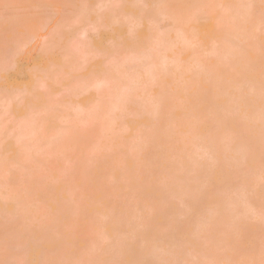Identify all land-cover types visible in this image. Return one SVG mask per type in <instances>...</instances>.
I'll use <instances>...</instances> for the list:
<instances>
[{"label": "bare ground", "instance_id": "1", "mask_svg": "<svg viewBox=\"0 0 264 264\" xmlns=\"http://www.w3.org/2000/svg\"><path fill=\"white\" fill-rule=\"evenodd\" d=\"M63 1L65 4L69 2V4H76V2L80 4L81 2L82 5H77L78 8L84 5L82 0H75V2L73 0ZM166 1L168 0H164V2ZM188 1L191 2H187V0H169L170 5L171 3H175L173 5L175 6V13L171 9V11L169 10L170 13L164 11L172 5L169 6L168 4L167 7L166 4V7L164 5H162L164 7H160L161 3L164 4L163 0L150 1L153 6L152 4L149 5L150 9L142 12L146 15L141 16L138 13L142 11V8L139 9L134 6L128 5V13H125L123 9L125 7L124 5L117 7V9L115 7L111 9H114V12L115 9L120 10V12L121 10L124 11L122 12L124 16H129L126 14L138 9L140 12L137 13L138 16L136 15L138 18L136 24L142 27L139 33L140 35H137L139 40L135 36L137 40H134L135 37H133L127 42L132 48L131 50H133L132 52L130 50L128 62V64L130 61L132 62L128 67L131 70L129 71L126 68V70L124 69L122 71L121 68L120 70L122 72H120L119 68H114V70L119 71L118 78L115 79L117 84L115 83L113 85L114 87H112L114 89L111 93L113 97L109 96L110 98L107 99L109 101L111 100L110 102L99 101L98 103L100 104H96V109H94L96 111L100 107L101 112H98L100 114L105 113L102 114L103 116L108 115L109 111H112L111 113H117L120 109L124 114L119 111L116 120L122 119V122L119 120L118 123H124V126L118 123L116 124L124 129H120V133H118V128L120 127L116 128L118 130H116L117 132L112 131L115 128L110 129L114 134H110L112 135V152L98 153L96 157H93L95 153L91 157H88V149H91L89 148L88 142H85V145L79 139H74V136L78 132H75L71 139H74V141H71L70 138L68 139V136L66 137V134H64L67 139L65 140L63 138L62 142L64 145L67 144L69 147L72 144L70 147L74 148L75 144L77 146V143L80 142L77 149L76 147L73 149L74 151L78 150L80 152L81 150L82 152V155L81 153L79 154L81 156L79 158L80 160L78 159L81 169L77 173H79V177L84 182L94 184L88 207V213L92 218L91 220L98 223L99 231L107 230V228L109 229L111 226L117 224L121 217L124 220L123 224L115 232H118V235L123 234L125 236L114 243L115 246L113 245L110 248L103 244H98L91 249L92 251L100 249L103 252V258L100 260V263L97 262L98 264L102 262L109 264H264V36L259 33L256 34L254 30L255 27L264 26V0ZM189 5H193L191 9L189 8L190 11L186 9ZM83 7H85L83 9L87 10L85 5ZM184 7L187 12L184 10ZM222 7L223 10L219 9ZM201 8L203 9L201 10ZM83 9H79V12L81 10L85 14L87 11ZM144 9L143 11H145ZM94 12L96 14L98 13L92 8L90 16H93ZM165 12L168 13L166 14ZM82 13L80 14L83 16ZM118 13L115 16L119 18V15H122V13L119 15ZM163 13L166 14H164L165 16L169 14L170 17L167 16V19L169 17L176 27L174 28L175 30L170 31L171 33L174 32L172 36H169L168 34L171 35V33L168 32L166 34L167 36L164 35L161 39L163 44L159 42L158 49L161 46V48L165 46L162 49L164 51H160L161 49L157 50L151 46V40L154 38V31H156L153 24L157 22L158 17L163 15ZM198 14H201V17ZM97 15L100 16V14ZM97 15L94 14L95 19L93 18L94 20L92 22L95 24L96 21L100 22L98 23L99 25H103V23L104 25L112 24L116 28L111 31V43L105 45L97 44V47L101 48V50L96 48L98 53L104 55L106 52L104 56L108 55L106 57L101 55H99L101 57H97V59L101 58L103 61L94 64L97 69L95 71L96 74H92V70H90L91 72L88 71L86 78L82 77L86 80L83 81L84 79H80V81L82 80L81 83L80 81L78 82V78H81L82 75L77 77L78 75L76 76L74 74L76 77L72 76V73L77 74L78 72V70H75L77 64L75 63V72L73 70L75 64L72 63V61H76L74 55L75 46L72 44L74 50L69 49L71 44L68 47L67 44L72 41L71 39H66L64 41L65 43L68 41L67 44L59 47L63 50H69L66 51V54H61L60 49L59 51L62 57H66L67 55L70 59L64 58L63 60H57L59 62L58 65L48 62V65L51 63L52 67L55 66L57 68L56 70L55 68L51 70L50 66H48L49 69L45 67L46 71H43L41 68V73L38 72L40 71L39 69L37 73H40L41 77H36L38 83H43L42 73L45 78L50 70V74L48 75H53L52 78L58 77L59 79L57 80H60L59 83L66 81V77H68L69 80L67 81L74 84L73 80L75 78L74 81L77 87L79 85L82 86L79 87L82 90L81 96L86 95L92 90L96 91V89L99 90L96 92L101 95L102 86H100V80L102 76H105V81H110L112 75L110 76L108 71L113 68V65H111L112 68H107L104 64L105 62L107 63L109 56L113 57L118 52L116 47L119 44H123L120 41L125 40L128 28L124 19L111 22L104 14L100 18L99 16L97 17L100 20H96L95 16ZM132 15L135 16V14ZM87 16L89 15L87 14ZM23 21L21 22L22 24L25 23L23 26L26 27L32 23L31 21V23L27 24L26 22L28 20ZM201 21L208 22V25L204 26ZM223 23H226L225 27L221 26ZM29 26L26 29L27 32L29 31L28 28L32 26L36 28L37 25L32 23V26ZM21 27L20 29H22ZM59 27L62 26L60 25ZM33 28H30L29 32H33ZM60 30L63 31L64 29L60 28ZM115 30L117 35L115 34L114 36L113 33ZM21 31L18 34L20 36L21 34L24 35L23 37L21 36L22 38L20 36L18 37V35L16 37H7L10 40L6 44L5 42L7 40H3L6 49L4 48L5 50L3 52H5L0 54V57L8 56L9 58L10 56L11 58L12 53L19 54V50H13L12 46H9V43L14 41L13 38L17 39V37L18 39L21 38L20 41L22 42V39L28 33ZM64 31L66 34H69L67 30ZM57 32L59 34L57 30L55 37H57ZM187 33H189V36ZM190 34L193 36L191 35V37ZM58 37H61L60 34ZM194 37L193 42L196 40L194 44L217 40L221 42V45L225 48V52L221 53L216 48H211L208 57L206 56L205 59L201 57H199L200 59L196 58L195 53L197 52L194 44L193 48L191 46L193 43L192 38ZM57 39L59 40H52L53 42L49 43L46 48L44 47L50 50L51 54L43 48L42 51L44 53L42 54L41 51L40 56L45 55L46 52L52 55L53 51L56 50L55 45L58 44L55 43V45H52V43L55 41H63V38ZM26 40H23L25 41V43L23 42L25 45L28 44ZM62 41L59 43H62ZM1 46L3 45L1 44ZM7 46L12 48L10 50L11 52ZM52 46L55 50H53ZM178 46L180 49H178ZM50 47L51 49H49ZM173 47L179 53L175 54ZM255 48L263 51V55L260 58H256L251 53ZM6 50L10 53L6 52ZM114 51L115 54L113 55L112 53ZM168 52L172 56H168ZM60 54L58 56H61ZM73 55L74 57L72 58ZM13 57L16 56L13 55ZM13 59L15 60L16 58ZM68 65L69 69L67 67ZM95 66L92 68H95ZM70 67H72V72H69ZM59 68L62 72L58 70ZM64 68L68 69L67 73L63 71ZM114 70L112 69L111 72ZM131 71L133 73L130 74ZM115 72L113 74L116 76L117 72ZM61 73L62 76H60ZM136 74H139V76L143 74L144 76L141 75L140 78H142L140 79ZM35 75H32L33 78H35ZM48 75L46 76L47 80L46 78L45 81L43 80L44 82H47L51 78ZM91 76L92 78H89ZM129 76L131 77L129 78ZM134 76L140 81L135 83L138 80L134 81ZM9 79L10 76L7 74L1 81ZM36 79L33 80L31 78L28 93H26L27 89H25L26 92L24 93L28 94L26 97V94H23V100L26 99L25 103L20 104L18 101V103L13 105V109L15 113L17 112L16 114H23L25 116L23 118L26 120L28 118L26 115L30 111L28 110L29 106L31 108L34 107L36 112L39 111H37L38 106L40 108L43 106L40 111H44L45 113H41L44 116L46 111H48L50 117L47 113L46 116L48 118L46 117L47 119H44L40 112L39 115H41L39 116L35 115L38 113L32 110L34 113L31 112V115L34 114L35 117L38 116L40 119H36L38 120L37 122L34 119L33 121L35 123L32 122L33 124L31 125H42L43 128L36 125L37 127L34 126L36 130H33L36 132L40 129L38 132H44L42 133L44 136L41 134L42 139L51 141V144L50 142L48 143V145L50 144L49 149L51 146L57 148L56 146L62 143L60 140L64 136L61 139L58 137L60 139H58L59 144L58 141L54 143L55 138L50 137L48 133L53 129L57 130V127L58 130L61 129L57 121L64 117H57L56 121L54 114L56 117L59 113L57 109H59L60 113L58 115H62V105L60 109L62 102L60 101L59 103L57 101L56 103L55 99L53 101L52 97H48L49 95H45L44 97V94L37 88L40 85H36ZM142 79L144 81L141 83ZM147 79L148 81H145ZM149 79L152 82L160 79L156 84L161 82V84H158L159 86H156L155 82L152 83L155 89L159 88L158 90L156 89V97L150 100H148L150 98L148 97L149 95L146 96L147 92H149L148 94L152 93L149 90L153 86L147 87L148 85H146L151 84ZM69 83L68 88H70L69 86L74 88L72 83ZM6 86L5 88L4 86L0 87V91L2 89H4L2 91H5ZM60 86L64 85L60 83ZM91 86L96 89H90ZM254 86L255 89L252 91ZM145 88L149 89L145 91ZM39 91L40 94L37 93ZM142 92H145L144 96L146 98L148 97V99L143 97L144 93ZM138 93L140 98H138ZM97 96L96 94L95 98ZM43 97L44 99H48L44 101ZM141 97L145 99H143V102H140ZM38 98L40 102H38ZM49 98L50 101L52 100L54 102L53 105L51 102L47 103ZM236 99H239L240 103L234 104ZM90 101L92 102L93 100L86 98L85 103L88 104ZM36 102L39 105H36ZM95 102L96 100L93 101V103ZM102 104H105L103 105L104 108ZM55 105L57 106L54 107ZM79 105L83 104L79 103ZM13 109L11 108V110ZM50 110H53V112L56 111L57 114L49 112ZM98 112L93 113L98 118L103 117ZM119 113L120 117L122 116L124 118H120ZM128 114L132 116L131 119L123 122L125 121V117L129 118L126 116ZM234 115H238V117L235 118ZM35 117L33 116V118ZM111 117L109 120L113 123L115 115L112 114ZM41 118L47 123H45L46 126L44 122H41ZM50 119L52 120L50 121ZM58 122L60 123V121ZM53 123L57 126L55 127ZM48 127L52 130H49L50 128ZM111 127H113V124ZM41 128L45 129L41 131ZM38 132L36 133L38 134ZM52 135H55V133L53 132ZM61 135L58 134V136ZM76 136L79 137L78 135ZM83 136L82 134L80 138L86 141ZM39 137L41 136L39 135ZM21 142V140L16 141L17 148H12L15 145L14 142L5 143L7 144L5 148L14 154L15 159L21 158ZM123 143H127L128 145H123ZM140 143L144 144V146ZM63 144H61V147ZM120 145H122L121 150L119 149ZM138 146L143 147L141 149H145L148 152V158L144 159L142 157L141 159V156H139L140 159L138 157L136 158L135 150L139 148ZM63 147L65 148L62 152H67L68 147ZM15 149L19 153L15 152ZM57 149L54 150L51 148V152ZM60 150L61 148L57 151L60 152ZM68 152L71 153L73 151L69 149ZM74 153L76 157L78 153L76 151ZM94 172L98 173L96 177L93 176ZM11 174L14 175L13 173ZM11 180L14 181L15 177L12 176ZM121 181L123 184L120 183ZM56 188L65 202L62 204L54 202L51 209L46 211V221H42V223L50 231H47V234L33 241L29 251L24 253V260L27 263H33L34 255H39L43 251L51 250L58 252L59 247H64L68 251L69 246L75 243V238L72 237L73 232L69 231L68 228L75 225L74 221H76L75 214L69 207V202L71 198L73 199L71 196H74L77 190L76 186L74 188L71 185H57ZM49 192V188H46L41 193H34L31 197L18 196V198L16 197L17 195L13 194L11 197L16 198L15 206L8 205L2 199L0 208L3 207L9 213H13L17 209L23 216V219L25 218L28 221L25 226L27 229L32 226V221H36V215L31 213L33 211L30 209L35 203L33 198H37L36 201L38 202L44 196L47 198ZM107 196H112L114 201L111 204L112 206L110 205V207L108 206L105 209L106 206L103 205V200ZM126 196L129 197V201L121 203V200ZM148 200H154L155 206L150 207L147 203ZM253 220H256V222H253ZM10 231H12L10 228L7 229V232ZM102 237L103 233L100 232L98 239L101 240L100 238ZM1 247L0 244V249H2ZM95 261L93 259L91 264H94ZM180 261L182 262L180 263Z\"/></svg>", "mask_w": 264, "mask_h": 264}, {"label": "rangeland", "instance_id": "2", "mask_svg": "<svg viewBox=\"0 0 264 264\" xmlns=\"http://www.w3.org/2000/svg\"><path fill=\"white\" fill-rule=\"evenodd\" d=\"M150 1L152 2V0H144V1H142V0H82V3L87 8V10H85V9H83V8H85V7H83L84 5L81 8L77 7V5H80L81 2H80V4H79V2H76V4L75 3L69 4L70 2L65 4L64 1L62 2V0H0V48L2 49V50L0 49V54H3L5 52V51L3 52V50L6 49L5 44L8 43V41L10 40V39L8 40L7 37H10V36L16 37L17 35L19 37L20 35L18 33L21 30H24L21 32H26L29 35V36L28 35L26 36L28 38V40H26L27 38L25 37L22 39V42H21L20 39L24 35H22L20 33L22 36V37L20 36L21 37L20 39H18V37H17V39L13 38L15 42L11 41V43H9V46L10 47L12 46L13 50L14 49L19 50L18 52H19L20 56H18L19 54H13V53L11 55L12 57H13V55L16 56V57H13V58H16L15 60L12 57L10 58V56H9V58H8V56L7 57L6 56L0 57L1 58L0 59V87L4 86V88H5V86L7 85L6 86L7 90L5 89V91H2V90H4V89H2L0 91V203H1V200L3 199L5 202H7L8 205L14 207L16 198L11 197L13 194L17 195L16 196L17 198H18V196L31 197V195H34V193H41L46 188H49V191H50L48 193L47 198L44 196L42 199L38 200V202L36 201L37 198H35V197L33 198L35 200V203L31 206L30 209H31V211H33L31 213H34V215H36V221H32L31 222L32 226H30L27 229L25 228V226L28 223V221H26L25 218L23 219V216L19 213V211L17 209L13 213H11V212L9 213V212H6L3 207L0 208V244L2 246L1 247L2 249H0V264H91L93 259L96 260L94 262V264L97 262L100 263V260L103 258V252L100 249L96 250V251H92L91 249H93L98 244H103L105 246L112 248L114 243H116L117 241H119V239H122L125 236L123 234L118 235V232H115L123 224L124 220L122 217L119 219L117 224L111 226L109 229L107 228V230H100V231H99L98 223H95L94 221L91 220L92 218L88 213V207H89V201L91 198V192L93 191V188H94V184L91 182H84L79 177V173H77V172H79V170L81 169V165H80V162H78V159L81 158V156L79 154L81 153V155H82V152H81V150H80V152L78 150H75L78 153V155L80 156L79 157L76 154V157H75V153H74L75 151L73 149L75 147L77 149L78 145H80L79 144L80 142H84V143L88 142L89 148H91V149H88L89 150L88 157H91V155H93L94 153H95V156L93 155V157H96V155L98 153L112 152V149H113V147H112V135H114L112 131H116L117 130L116 128L120 127V128H118L119 131L117 130L118 133H120V129H124V128H121V126H118L116 124V123H118L119 120H121V122H122V119L116 120V116H118L117 113L119 111H120V113H123L120 109H119V111L117 110L118 111L117 113L116 112L111 113L112 111L111 112L109 111L108 115H106V116L102 115L105 113L100 114V112H101L99 109L100 107L97 108L96 111H94V109H96L95 108L96 104H100V103H98L99 101L100 102H103V101L110 102L111 101V100L109 101L107 99L110 97H113L111 95L112 91L114 90V89H112V87H114L113 85H115V83H116L115 79L118 78V71L121 68H122L121 69L122 71H124V69L126 70V68L129 70V68H128L129 64L130 65L132 64L131 61L128 64L129 58H130L129 57L130 56V50L132 48L127 44V42L131 38H133L137 35L138 36L140 35L139 33L142 30V27H139V24L138 25L136 24L137 20H138L137 16H138V14H139V16L144 15L145 13L143 14L142 12H146V10L148 11L150 9L149 5L152 4V3H150ZM195 1L198 2V1H203V0H195ZM73 2H75V0H73ZM163 2H164V0H163ZM171 2H174V1H171ZM187 2H191V1L187 0ZM166 4H167V7H168V4H169V6H171V5L172 6L169 7L167 10L165 9L164 11L169 12V10L171 9L173 11V13L176 12V11H174L175 6H173V5H175V3L174 4L171 3V5H170L169 0L164 2V4L161 3L160 7L162 5L165 6ZM122 5L125 6V7H123L125 13L129 12V9H128L129 6H134V7L139 8V9L142 8V11L140 12V11H138V9L137 10L135 9V11L132 13L130 11L131 14L130 13L126 14L129 16H124V14L122 13L124 11L121 10V12H120V10L119 11L116 10L117 7H120ZM147 5H148V8H147ZM152 6H153V4H152ZM164 6H162V7H164ZM191 6H193V5H191ZM191 6L190 5H189V7L187 6L188 8H186V9L187 10H189V8L191 9L192 8ZM113 7L116 8L115 12H114V9L111 10ZM92 8H94L95 11L98 12L97 14H100V16H99L96 14V12H94V14L97 15V16H95L96 20H98L102 15L105 14L108 17V20L111 22H116L119 19H124L125 24H127L128 32L125 35L126 42H124L125 40H122V41H120V43H123V44H119V46H117L119 48H117L115 46L118 52L115 54V51H114V53H112V54L113 55L115 54V55L113 57L109 56L108 61L106 60V58H104V60L107 61V63L105 62V64H104V65H106L107 68H112L111 65H113V68H112L113 70H114V68L115 69L119 68L118 71L117 70L113 71V72L116 71L117 73L116 72L115 73L117 75L115 76V74H113V72H111L112 69H110V70L108 69L109 70L108 73H110V76L112 75L111 76L112 79L110 78V81H105V76L104 77L102 76V79H101V77H99L101 79L100 80L101 81L100 86H102L101 87L102 92H100L101 95L96 92L99 90H97L95 87L91 86L90 89L95 88L96 91L92 90L89 93H87V91H86L87 94L81 96L82 90L79 88L81 85H79V87H77V84L74 81L75 78H74V80L72 79L74 84L72 82H70V83H72L74 88H72L71 86H69L70 88H68V83H69V81H67V80H69L68 77H66L67 82L66 81L60 82L64 86H60V83H59L60 80L59 81L57 80L59 78L56 77V75H55L56 78H54V77L52 78L53 75H48V74H50V72H49L50 70L49 71L47 70L48 71L47 75H48V77L50 76L51 78L48 79L47 82H44L47 75L44 78V74L42 73V75H43L42 76V82L43 83L42 84L38 83V80L36 79V77L41 75L40 74L41 68L43 71H46L45 67L47 68L48 66H50L51 70L53 68H55V66H53V67L51 66L52 65L51 63H49V65H48V62H52V63L58 65L59 62L57 60H59V59L63 60L64 58H68L67 55H66V57H62L61 54H63V53L66 54V51H68L70 48L72 50H74V48L72 47L73 45L75 46L74 55L76 57L75 58L76 61L75 62L72 61V63L77 64V67H76V64H75V66L73 65L74 66L73 70L76 67L75 70H78V72H77V74L72 73V76H74V74L76 76L78 75L77 77H79V75H82L81 78H78V82H79L80 79L86 78L88 71L91 72L90 70L93 71L92 74H96L95 71H97V69H96V66L94 64H97L98 62L103 61V59H101V58L97 59V57H101V56L106 57L108 55L107 54L106 56H104L106 52L104 53L103 51H100V52L101 53L103 52L104 55L99 54L97 49L101 50V48L100 47L98 48L97 44L100 43L102 45H105V44L111 43V36H110L111 31L114 28H116V26L115 25L112 26V24L111 25H109V24L104 25V23H103V25L102 24L99 25L98 23H100V22H97L96 20H95L96 24L94 22H92V20L95 19L94 14H93V16H90L91 15L90 11L92 10ZM143 8H145L144 9L145 11H143ZM79 9H83L84 11H87L88 13L85 12V14H83L84 12L81 10L79 12ZM186 9L184 7V10H186ZM202 9L203 8H201V10ZM219 9L223 10V7L219 8ZM187 10H186V12H187ZM222 10H220V11H222ZM118 12L122 13L123 16L119 15L120 13H118ZM138 12H140L141 14ZM80 13H82L83 16ZM117 13L120 16L119 18L116 17ZM165 13H163V15ZM87 14L90 16V18H88L89 16H87ZM132 14H135V16ZM163 15L159 16L157 22H155L153 24L156 31H154L155 32L154 38L151 40V42H152L151 46H153L157 50L161 49L160 51H164L162 49L164 48L165 45L163 46V48H161L162 47L161 46L158 49V46L160 45L159 42L161 44H163L161 42V39L164 37V35H166L171 30H175L174 28L176 27L173 24V21H171L169 19V17H170L169 14L167 15V16H169L168 19H167V16H165V15L163 16ZM98 16H99V18H97ZM198 16L201 17V14H198ZM86 18H88V19H86ZM17 20L18 21L20 20V21L18 22ZM23 20H25V21L28 20L26 22L27 24L31 23V21H32L33 24L37 25L36 28L35 27L33 28L32 23H31V25L29 24L32 27H30L28 25L30 28H33L35 30V31L33 30L34 33L31 31L32 35H31V32H29L30 28H28L29 31L27 32L26 29L28 26L27 27L23 26V24L25 25V23L22 24V22H21ZM15 21H17L18 24L21 23L19 25H21L22 27L19 26L17 24V22H15ZM33 21H35V22H33ZM120 21H122V20H120ZM139 21H141V19H139ZM201 22L204 24V26L208 25V22H206V21H201ZM105 23H106V21H105ZM60 25L62 27H59ZM16 26H19V27H16ZM221 26L225 27L226 23H223ZM20 27L22 29H20ZM16 28H17V30H15ZM60 28L67 30L69 32V34L68 33L66 34V32L64 30L61 31ZM56 29L59 31V34L61 37H58V35H59L58 32H57V37H55L56 31H57ZM254 30H255L256 34L259 33L262 36H264V26H260L258 28L255 27ZM173 33H171V35L170 34H168V35L172 36ZM64 34H66V35L64 36ZM115 34L117 35L116 30L114 31L113 35L115 36ZM192 34H190V36ZM187 35L189 36V33H187ZM138 36H137V39H138ZM54 37H55V39H53ZM57 38H60V39L63 38V41L61 40L62 43H59L61 41H59V42L55 41L54 43H52V45H55V43H58L57 44L58 47H57V45H55V48H56V50H55L52 46L53 50H55V51H53V54L50 55L51 51L47 50L45 48H46V46L49 45V43L53 42L54 40H59ZM66 39H69V40L71 39L72 42L70 43L67 41L68 42V44H67V42L65 43ZM135 39H136V37L134 38V40ZM194 39H195V37L192 38V42ZM3 40H5V41L7 40L5 42V44H3L4 43ZM23 40L28 41L27 42L28 44L26 43L28 46L24 44L25 41H23ZM194 42L196 43V40ZM194 42L191 44L192 48H193ZM198 42H200V41H198ZM1 44L3 46H1ZM63 44H65V45L67 44V47L70 44L71 45H70L68 50L67 49L63 50L62 48L59 47V46L63 47L62 46ZM9 46H7V47H9ZM10 47L8 49L9 51L12 49ZM23 47L25 49L26 48L27 49L23 50ZM178 47H176V48H178ZM43 48H44V50H47L48 53H50V54H47V52H46L47 55L46 54L45 55L47 57L45 55L40 56ZM194 48L197 52V53H195L196 54L195 57L196 58L201 57L203 59H205L206 56L207 57L209 56V52H210L211 48H216L218 50V52H221V53L225 52V48L221 45V42H218L217 40L216 41L213 40L211 42L203 41V42H200L198 44H194ZM49 49H51V47ZM59 49L62 52L61 54H60ZM173 49H174V47H173ZM178 49H180V47ZM9 51L6 50V52H9ZM21 51H22V53H21ZM56 51L61 56H58ZM132 51L133 50H131V52ZM170 51H171V49H170ZM154 52H155V50H154ZM173 52L175 54L179 53V52H177V49L176 50L174 49ZM9 53H7V54H9ZM43 53L44 52L42 51V54ZM69 53H70V51H69ZM251 53H253L256 58H260L261 55H263V51H261L260 49L258 50L256 48L253 49ZM156 54H158V53H156ZM56 55H57V57H55ZM74 55L72 56V58L74 57ZM99 55H101V56H99ZM167 55L172 56V54L169 52L167 53ZM68 56H70V55H68ZM131 58H133V57H131ZM47 59H48V61H47ZM69 59L70 58H68V60ZM95 59H97V60H95ZM66 61H67V59H66ZM91 61H92V63H90ZM132 61H133V59H132ZM64 63H65V60H64ZM93 66H95V68H92ZM67 67L69 69V65ZM78 67H79V69H78ZM90 67H91V69H90ZM56 68H55V70H56ZM39 69H40V71H38ZM48 69H49V67H48ZM61 69H62V66H61ZM61 69L59 68L58 70H60L62 72ZM68 69L64 68L63 71L65 73H67ZM71 69H72V67H70L69 72H72ZM121 70H120V72H122ZM37 71L40 73H37ZM60 71H59V73H60ZM131 73H133V71H131L130 74ZM7 74L10 76V79L6 80V81L5 80L1 81L2 79H4L6 77ZM51 74H54V73H51ZM130 74H128V75H130ZM32 75H35L34 76L35 78H33ZM125 75L127 76V74H125ZM141 75H143V74H141ZM60 76H62V73L60 74ZM64 76H67V75H64ZM69 76H70V74H69ZM76 76H74V77H76ZM92 76L89 78H92ZM131 76H129V78ZM136 76L140 78L139 74H136ZM82 77H84V78H82ZM31 78L33 80L34 79L37 80V82H35L36 85L37 84H38V86L40 85L37 88L44 94V97H45V95H47V96L49 95L48 97H50V98L52 97L53 101L55 99L56 103H57V101L59 103H60V101L62 102L60 104V109H61V105H62V109H63V110L61 109V114H62L61 116L58 115L60 113V111L57 108L56 109L59 112L58 114L56 113V111H54V112H53V110L49 111V112H53V113L57 114L56 117L54 114V119L56 121H57V119H56L57 117L58 118L64 117L63 119H61L62 122L60 119H58V121H60V123L57 121L58 125L61 126V127H59V128H61V129H59L61 131L58 130V127H57V130L56 129L52 130L50 128L51 126L48 127V128H50L49 130H52V131H49V133L48 132L47 133L49 134L50 137L55 138V141L54 140H52V141H54V143L57 142L59 138L61 139V137L64 136V134H66V137L68 136V139L70 138V140H71L75 132H78V133L80 132V134H78V133L76 134L79 137H77L76 135L74 136L75 137L74 139L77 138L80 141L77 143L78 144L77 146H76V144H75V147L73 146L74 148L70 147V145H72V144L69 145L70 148L68 147L67 144H65V145L63 144V142H62L63 138H65V140H67L65 136L62 137L61 140L59 139L62 142L61 144H63L62 147L67 146L69 149H72L73 152H71V153L68 152V150H69L68 148H67V152H65V153L62 152V150H64L65 147H63V149H62L59 141L58 142L60 145H57L58 144L57 143L56 147L58 149L61 148L60 152L57 151L58 149L55 148V146L54 147L51 146V148H53L54 150L55 149H57V150L56 151L52 150L53 152H51V148L49 149V145L51 144V141H49L48 139L43 140L44 138L42 139V135L44 136V134H42V133H44L42 130H44L45 128L42 129L43 126L38 124L39 126L42 127L41 128L42 132L41 133L38 132V131H40V129L36 131V132H38V134L34 131V130H36V129H34V126H36L37 124H35L33 126L31 124L35 123L34 121L37 122L38 120H36V119H40V117L39 118H38V116L35 117V115H39V112L40 113L44 112V111H40L43 106H41V108H40V106H38V108H37V111L39 110L38 112H36L34 110L35 109L34 107L31 108V106H29L28 110H30V111L28 113H30V115H28V113H27L26 116H28V118H26V120L23 118V117H25V116H23V114H21V113L16 114L17 112L15 113V111L13 109V107H14L13 105L18 103V101L20 104L25 103L26 99L23 100V94L28 93V90H29L28 87H30L29 83L31 81ZM37 78H39V77H37ZM46 80H47V78H46ZM85 80L86 79H84L83 81H85ZM135 80H138V78H135V76H134V81ZM159 80H157V81H159ZM40 81H41V79H40ZM81 81H80V83H81ZM139 81L140 80L135 81V83L139 82ZM142 81H144V80L142 79L141 83H142ZM145 81H148V79ZM149 81L151 84H146V85H148L147 87H149V86L151 87V85H152L153 86L152 88H154V89L151 88L153 91L151 89L149 90L152 92V93L150 92L151 94H148L149 92H147L146 96L149 95L148 97H150V98L149 99H148V97L146 98V96H144L145 92H142V93H144L143 97H145L148 100L156 97L155 95H156V92L159 88V87L156 88L157 89L156 90L154 87V84H152L155 81L152 82L150 79H149ZM156 82H155L156 86L158 84H161V82L157 83V84H156ZM143 83H147V82H143ZM65 84H66V86H65ZM75 84H76L77 88L75 87ZM139 84H138V86H139ZM82 85H84V84L82 83ZM118 85H119V83H118ZM146 85H145V87H146ZM146 88H145V91L149 89V88L148 89H146ZM25 89H27V92L25 91ZM254 89H255V86L252 88V91ZM40 91L37 93L40 94ZM93 91H95L96 93ZM24 92H26V93H24ZM139 93H138V98H140V96H141V93H140V96H139ZM96 94L98 96L95 98ZM26 96H28V94H26L25 97ZM44 97H43L44 101H45V99H48V98L44 99ZM50 98H49L48 102L47 101L46 102L47 103L51 102L53 105L54 102L52 100L50 101ZM86 98L93 100V101L96 100V102L93 103V101L92 102L90 101L91 104L89 102L87 104V103H85ZM143 99L141 97L142 101L140 100V102H143ZM34 100L36 101V99H34ZM101 100H103V101H101ZM235 101L236 102L234 104L240 103L239 99H236ZM38 102H40V99ZM138 102H139V99H138ZM152 102H153V100H152ZM154 102H155V99H154ZM79 103L83 104V105H79ZM36 105H39V104L36 102ZM36 105H35V107H37ZM57 105H55L54 107H56ZM85 105H86V107H84ZM103 105H105V104H102V107H103ZM146 105H147V103H146ZM54 107H52V109H54ZM11 108L13 110H11ZM32 110H34V112H36L38 114L31 115V112H33ZM98 111H100V112H98ZM93 112L94 113L98 112L100 114V116H103V117L98 118ZM47 113H48V111H46V114L44 116H43V113H41L42 116L44 117V119L47 117L46 116ZM90 113H92V114H90ZM98 113H97V115H98ZM109 113H111V115L112 114L115 115V118H113L114 119L113 123L109 119L114 117V116L111 117V115H109ZM120 113H119V117H120ZM17 116H22V117H17ZM33 116L35 118H33ZM48 116H49V113H48ZM94 116H96V117H94ZM126 116L129 118L125 117V121H123V122H126L127 120L131 119V117H132L131 115L129 116V114ZM119 117H117V118H119ZM234 117L237 118L238 115H234ZM120 118H124V117L121 116ZM51 120L52 119H50V121ZM41 122H44L42 120V118H41ZM114 122H115V124H114ZM45 123L46 122H44V124ZM48 123H52V122H48ZM46 124H45V126H46ZM112 124H113V127H111ZM118 124L124 126V123H122V124L118 123ZM54 125H55V127L57 126L56 124H54ZM31 128H32V130H31ZM113 128H115V129L112 130ZM31 131H33L35 133H33V132L31 133ZM53 132L55 133V135H52ZM62 133H63V135H61ZM111 133H112V135H110ZM32 134L35 136L34 138H33ZM58 134L61 136H58ZM82 134L84 135L83 137L86 139V141L85 140L83 141V139L80 138V136ZM39 135L41 137H39ZM45 137H47V136H45ZM52 138H49V139H52ZM74 139L71 141H74ZM18 140L22 141L21 142V144H22L21 158L15 159L14 154L12 152L7 151V149L5 148V145H7L9 142H14L15 145L12 148H17L18 146L16 144V141H18ZM71 141H70V143H71ZM49 142H50V144L48 145ZM64 142L66 143V141H64ZM124 142H125V140H124ZM5 143H7V144H5ZM72 143H74V142H72ZM126 144L127 143H123V145H126ZM53 145H55V144H53ZM85 145H86V143H85ZM141 145L144 146V144H141ZM141 145H139V146H141ZM121 148H122V145L119 146L120 150H121ZM141 148H143V147H139L135 150V154L137 155L136 158L137 157H138V159H140V158L142 159V157L144 159L148 158V152L145 151V149L142 150ZM15 152L19 153V151L17 149H15ZM68 153H70V154H68ZM130 153H132V152H130ZM139 156H141V157L139 158ZM108 159H111V158H108ZM78 164L80 166L79 169H78V167H79ZM11 173H13L14 175H12ZM97 174H98L97 172H94L93 176L96 177ZM12 176L15 177L14 181L11 180ZM120 183L123 184L122 181ZM57 185H62V186L71 185L74 188L76 186V189L80 186L79 187L80 190L75 189L76 191L74 193V196H71V197H73V199L71 198V200L69 202V204H70L69 207H70L71 211L75 214L76 221H74L75 225L70 226L68 228V230L73 232L72 237L75 238V243H74V245L69 246L68 251L64 247L63 248L59 247L58 252H53L51 250L46 251V252L43 251L39 255H34V257H33L34 262L33 263H27L26 260H24L25 259L24 253L29 251L33 241L39 239L42 235L47 234L48 233L47 231H50L42 223V221H46V216H45L46 211L51 209V206L54 202H58L61 204L65 202L64 198L62 196H60L58 193V190L56 188ZM51 187H53V188L51 189ZM113 201H114V198L112 196H107L103 200V202H104L103 205L106 206L105 209L108 206L110 207V205L113 203ZM126 201H129L128 196L124 197L121 200V203H126ZM147 203L150 205V207L155 206L154 200H148ZM38 217H40V218L37 220ZM253 222H256V220H253ZM9 228L12 231L7 232V229H9ZM94 229H97V230H94ZM53 231H55V230H53ZM53 231H51V232H53ZM100 232L103 233V237L100 238L101 240L98 239ZM42 249L44 250V248H42ZM56 257H58V258H56ZM181 262L182 261H180V263ZM101 264H109V263H103L102 262Z\"/></svg>", "mask_w": 264, "mask_h": 264}]
</instances>
